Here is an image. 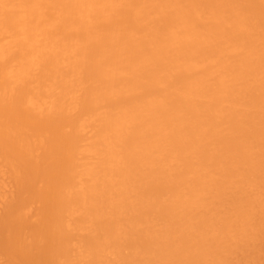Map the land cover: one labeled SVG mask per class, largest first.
<instances>
[{
	"label": "bare ground",
	"instance_id": "1",
	"mask_svg": "<svg viewBox=\"0 0 264 264\" xmlns=\"http://www.w3.org/2000/svg\"><path fill=\"white\" fill-rule=\"evenodd\" d=\"M0 224V264L263 262L264 0H0Z\"/></svg>",
	"mask_w": 264,
	"mask_h": 264
},
{
	"label": "rangeland",
	"instance_id": "2",
	"mask_svg": "<svg viewBox=\"0 0 264 264\" xmlns=\"http://www.w3.org/2000/svg\"><path fill=\"white\" fill-rule=\"evenodd\" d=\"M28 194L30 193V191L29 192H27ZM31 193H32V195H33V191H31ZM27 194V195H28ZM32 195H29L30 197L32 196ZM0 227L1 228H4L3 230H5V228H6V226L4 225V224H0ZM1 228H0V230H1ZM3 230H1V231H3ZM4 233H2V235L3 234H5L6 235V233H5V231H3ZM8 232V231H7ZM0 234H1V232H0ZM264 234V233H263ZM2 235H0V236H2ZM4 236V235H3ZM2 237H0V241H1V244H2V242H3V240L4 239H1ZM4 238V237H3ZM261 243H262V245H263V247H264V235L262 236V238H261V241H260ZM252 246H254V244L252 245ZM256 246H257V244H256ZM1 247V246H0ZM258 247V246H257ZM252 248V247H251ZM250 248V249H251ZM253 248H255V247H253ZM257 249V248H256ZM264 249V248H263ZM251 251L253 252V250L251 249ZM0 252H1V248H0ZM247 252V251H246ZM4 254V253H3ZM1 255V254H0ZM2 256V255H1ZM0 256V257H1ZM3 258H4V255L2 256ZM1 257V258H2ZM18 259H20V258H18ZM38 264H40V263H42V262H37ZM43 264V263H42ZM244 264H246V263H244ZM251 264H255V261L253 262H251ZM259 264H264V261L263 262H260Z\"/></svg>",
	"mask_w": 264,
	"mask_h": 264
}]
</instances>
